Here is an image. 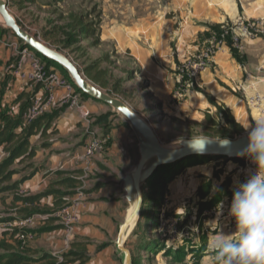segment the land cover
Here are the masks:
<instances>
[{"label":"crops","instance_id":"1","mask_svg":"<svg viewBox=\"0 0 264 264\" xmlns=\"http://www.w3.org/2000/svg\"><path fill=\"white\" fill-rule=\"evenodd\" d=\"M166 5L164 11L153 10L138 18L131 16L130 19H121L117 12L112 19L107 20L105 15L103 18L102 44L114 45L117 54L128 55L140 70L126 84L127 88L138 89V95L146 103L142 107L147 106L149 113L145 115L132 107L133 110L145 118L159 139L163 140V136L177 133L175 124L186 123L204 129L207 126V112L220 122L216 109L209 103V95L218 104L226 106L247 133L248 127L264 118V0H168ZM30 7L34 9L32 5ZM249 23L255 25L252 33L244 31ZM209 25H227L229 40L212 34ZM33 27L39 32L42 26ZM13 35L10 30L0 27V131L18 121L28 124L26 113L34 101L41 99L46 102L49 98L44 88L29 86L10 69L12 65L28 67L20 53L24 43ZM236 38L238 42H235ZM203 51L210 54L209 66L195 75L193 65ZM54 92L52 102L41 116L54 113H58V116L45 136L42 134L44 127L41 126L30 139L32 147L36 149L34 162L42 169L21 186V193L35 196L51 188L53 182L66 179L77 181L75 188L55 186L59 191L71 194L66 197L67 203L63 206H68V202L72 201H69L70 198L77 202L75 208L71 211L68 209L70 215L78 218L75 242L55 216L57 210L51 214L35 215L30 218L31 223L25 224V219L6 221L16 214L6 213L10 211L12 196H5L3 203V194H0V223H6L13 229L8 230L0 225V242L4 240L13 246L19 243L21 248L58 259L73 253L75 255L68 258L69 262L73 261L70 264H79L74 259L81 253L87 257L83 264H122L121 255L113 243L125 218L126 202L123 197L112 194L110 183L99 184L100 179H93L87 186L80 178L86 177L88 172L96 176L99 166L105 168L114 164L119 170L131 155L127 143L137 139L130 127L106 104L89 96L83 97L76 91L78 103L69 106L61 103L67 95L64 89ZM24 94H29L30 98L28 110L21 116L26 100L21 99ZM109 111L113 114L109 121L115 118L120 122L119 127L112 128L109 133V130L96 125L105 131L106 151L96 154L91 158L93 161L85 162L86 145L96 135L93 132L82 134L79 128H94L95 118ZM22 130L19 126L15 132L19 134ZM128 133L133 135V139ZM187 136L178 135L171 140H185L189 138ZM200 138L213 139L208 133ZM6 158L4 147L0 146V163ZM194 162L195 159L190 160L188 167L170 183V191L172 187L175 190L176 196L173 197L185 199L196 195L205 181L211 182V194L203 200L197 198L203 203L215 199L211 204L213 208H221L227 202L228 213L223 216V224L219 223V218L207 222L212 223L213 234L223 225L217 237L236 239L238 232L230 215L233 192L239 183L247 179L254 165L246 157L241 163L227 158H209L193 165ZM16 177L19 176H15L14 180L19 179ZM223 185L221 199L217 193ZM54 202V196H48L36 206L53 210ZM81 242L89 245L78 246Z\"/></svg>","mask_w":264,"mask_h":264},{"label":"rangeland","instance_id":"2","mask_svg":"<svg viewBox=\"0 0 264 264\" xmlns=\"http://www.w3.org/2000/svg\"><path fill=\"white\" fill-rule=\"evenodd\" d=\"M7 1L11 14H13L18 24L20 23L22 25L21 27L25 31L38 37L41 42L46 44L51 49L60 51L63 55L74 62L81 71L86 66H89L99 60V68L107 69L113 76V80L109 81V89L104 91L109 94H114L112 86L115 84L116 80H126L130 73L137 69V66L128 55L117 54L115 52L114 45L112 44H101L98 47H93L91 45V40L83 41L75 39L74 33L77 31V27H74L71 23L70 16H86L85 22H90L94 21L96 19L95 14L100 12L102 13V31L104 15L107 20L114 18L116 12L120 15L121 19H130L131 16L133 18H138L141 15L148 14L153 10L164 11V9L167 8L166 3L168 0ZM30 5H32L34 9H32ZM34 25L42 26L41 29H38L39 32H36L33 27ZM44 32H55L56 35L50 36L47 42V40L43 39ZM224 37L229 38V33L222 35V38ZM73 40L79 41L78 43H75ZM20 48L22 49L24 47ZM32 54L34 55L33 52ZM106 58H108V60ZM59 73L61 76L65 77L60 71ZM118 93L120 96H115L123 100L129 107H134L145 115L149 113L147 106L142 107L146 103H143L144 101L142 100V97L138 95L137 88H127V84L125 85V83H122L119 86ZM97 118L98 117L95 118V122L93 123L94 128L90 130L85 129L83 126L79 128L82 134L93 132L96 135L94 139H98L96 141H98L100 145L99 150H97L93 156H85L87 158L85 162H90L92 160L91 158H93L96 154H101L106 151L107 140H104L103 134L105 128L106 130H109L110 133L112 128H118L120 124V122L115 118H111L103 128L104 130L101 131L100 127L96 126ZM167 125L171 126L170 123ZM174 126L177 133H174L173 136H163V140H160L162 143L168 144L170 141H179L171 140L173 137L178 135H180V137L188 135V139H199L200 136L206 134L205 129H202L199 126H193L186 123L175 124ZM128 135L133 139V135H130L129 133ZM85 136L87 137V135ZM209 136L213 139H221L215 137L212 133ZM90 141L91 140L88 141V144ZM117 144L120 148H122L121 144ZM137 145V140H129L127 148L129 147L131 155L128 156V160H126L125 165L119 170L118 168H115L114 164L105 168L99 166V171L96 173V176L88 172L86 177L80 178L83 185L86 184L88 186L89 182L93 179H100L98 182L99 184L107 185L110 183L111 189L113 190L112 194H114V196L118 195L119 197H124V175L137 165L140 160ZM180 170L181 166L179 164L177 167V173H179ZM158 176L156 179L151 180L148 183L145 182L141 186L143 203L141 207L140 220L133 232L127 237L124 244V247L131 254L132 264H216L214 254L211 249V242L217 238L216 235L219 233L218 230H220L223 225L220 226V228H218L213 234L212 223L207 221L212 220V218H216V220L219 218V223L223 224V222H225L222 221L224 218L223 216L228 213L226 208L227 202L224 203V206L221 208H213L212 205L201 202L200 199L197 198V194H193L185 199L177 198V200L173 197V195H175L173 187L171 189V196V191L169 189L171 182L165 186L166 189L163 188L165 190L158 188V185L161 182V179ZM171 177L172 175L168 176L169 181L173 179H171ZM220 197L222 199V195H220ZM69 201L71 202H68L69 204L67 207L61 206L55 212V216L65 228L68 236L73 237L75 242L74 232L76 223H68V219L71 215H65L66 213H64V211L75 208L77 202L75 203V201L71 198ZM124 205V211H126V208L128 209V204L124 203ZM0 225L2 228L8 230L13 229V227L3 222H1ZM5 234L3 236H5ZM118 235L119 229L115 234V241L113 243L117 250L118 248L116 242L118 240ZM86 245L89 244H85V242L78 244V246L83 247ZM61 258V260L67 262L64 257ZM121 258V263H123V255ZM61 260H59V264H62Z\"/></svg>","mask_w":264,"mask_h":264},{"label":"trees","instance_id":"3","mask_svg":"<svg viewBox=\"0 0 264 264\" xmlns=\"http://www.w3.org/2000/svg\"><path fill=\"white\" fill-rule=\"evenodd\" d=\"M95 15L96 19L90 22H85L86 16H70V20L73 26L77 27V31L74 33L75 39L83 41L91 40V45L93 47H98L102 44V13L97 12ZM20 26L22 25L20 24ZM208 27L213 33H216L218 37L225 33V29L227 30V25H209ZM52 35H56V33L44 32L43 39L47 40L48 42V38H50V36ZM79 40H73V42L78 43ZM29 49L33 51L43 61L47 62L48 66L56 67V69L59 70L65 76V78H67L69 82L72 83L70 77L61 66H59L55 62L45 59L40 54L36 53L33 49ZM106 59L108 60V58ZM98 61L99 60L89 66H86L82 70V72L85 77L92 83H94L103 90H108L110 87L109 81L113 80V76L107 69L99 68ZM139 72L140 70L139 68H137L136 70H133L132 73H130L126 80H116L115 84L112 86V91L114 92V94L112 95L120 96V94L118 93L119 86L122 83L126 84L128 81H132L135 78L136 73ZM73 86L75 87L78 94H81L83 97H88L87 95L79 91L74 84ZM23 98H25L26 100L23 104L21 116H24V114L28 110L27 108L29 105L28 101L30 95L24 94L21 99ZM207 98L211 107L216 109V116L220 118L221 121L216 122V120L207 112V126H205L204 128L206 133L208 132L209 135H211L212 133L215 137L221 139H234L237 136L245 133V129L235 120V117L232 115L231 111L226 108V106H224L223 104H218L217 101L209 95H207ZM57 116L58 113L46 115L43 117L41 116L35 121L26 125L18 121L6 125L0 131V146H3L5 152L7 153V158L0 163V194L4 195L3 203H5L6 200L5 196H12V203L11 207L9 208L10 211L6 213L16 214L15 217L6 219V221L8 222H12L17 219H29L39 214L54 213L61 206L67 203L66 197L71 195L70 193L59 191V189H56L55 186L63 185L66 188H69L70 186L72 188H75L76 184L78 183L75 180L66 179L64 181L53 182L51 188L35 196H25L21 193V186L27 181L31 180L42 169V166L37 165L34 162L36 156V149L32 147L30 139L38 133L41 126L44 127L42 134L43 136H45L46 132L50 128L51 123L53 122V120H55ZM110 116H113V114L109 111L107 114L98 117L97 125L104 128L109 122ZM19 120H21V117ZM19 126H21L23 130L21 133L18 134L15 132V129ZM209 158L220 159L218 157L205 156L188 157L177 163L165 165L159 168L157 172L149 180L146 181V183L156 179V177L160 175L158 177H160L161 182L158 185V188L166 189L165 186H167L168 183L172 182L177 177V175L182 173L188 167L187 164L190 160L195 159V162L193 164L195 165L198 163H203L206 159ZM231 161H236L240 163L242 162V160L238 159ZM179 164L181 166V170L179 173H177V167L179 166ZM17 175L19 176V179L14 180V177ZM170 175H172L171 179H173L169 181L168 176ZM211 191V182L205 181L198 190L197 196L201 200H203L211 194ZM222 191H224V185L217 193V196H220L222 194ZM48 196H54L55 202L53 210H43L36 206V204H38L43 198ZM214 200L215 199H212L211 202H209L208 204L211 205ZM74 255L75 254L73 253L64 255V258L66 259L67 263L69 262L68 258ZM74 260L79 261V264H83L84 262H86L87 257L83 253H81ZM58 261L59 259L55 256L46 253H39L28 248H21L19 243H17V246H13L4 240L0 242V264H58ZM69 263H73V261H70Z\"/></svg>","mask_w":264,"mask_h":264},{"label":"water","instance_id":"4","mask_svg":"<svg viewBox=\"0 0 264 264\" xmlns=\"http://www.w3.org/2000/svg\"><path fill=\"white\" fill-rule=\"evenodd\" d=\"M0 27L10 30L23 43L45 59L61 66L72 83L85 95L109 106L133 131L140 155V160L123 178V199L128 204L124 223L119 228L116 242L119 254L123 255L122 264H132L131 254L124 247L127 237L133 232L140 220L143 196L141 186L149 180L159 168L177 163L193 156L218 157L231 160H243L241 150L247 143V133L234 139H185L164 144L160 141L149 122L135 112L123 100L109 94L90 80L68 57L58 50H53L41 40L25 31L11 14L7 0H0Z\"/></svg>","mask_w":264,"mask_h":264},{"label":"clouds","instance_id":"5","mask_svg":"<svg viewBox=\"0 0 264 264\" xmlns=\"http://www.w3.org/2000/svg\"><path fill=\"white\" fill-rule=\"evenodd\" d=\"M247 129L241 154L254 170L233 192L230 215L238 232L236 239L218 236L211 242L216 264H264V118Z\"/></svg>","mask_w":264,"mask_h":264},{"label":"built area","instance_id":"6","mask_svg":"<svg viewBox=\"0 0 264 264\" xmlns=\"http://www.w3.org/2000/svg\"><path fill=\"white\" fill-rule=\"evenodd\" d=\"M242 25V24H241ZM244 26V25H243ZM255 30V25L249 23L244 27L246 33H252ZM229 33V30H226L224 34ZM223 34V35H224ZM222 36V35H221ZM235 42H238V39H235ZM29 48H24L20 51L22 54V59L26 60L28 67L22 65H12L10 69L13 73L22 78L27 82L29 86H39L46 90V94L49 97L46 102H43L41 99L35 100L33 106L26 113L27 123L35 121L42 114L45 113L47 106L52 102L54 97V91L57 89H64L66 92L65 98L61 101L62 104H68L69 106H75L78 103L79 95L76 93L75 87L69 80L60 75L59 71L54 67L48 66L47 62L39 58L35 53L32 54V51ZM209 57L210 54L208 51H203L198 56L197 62L193 65V74H200L201 71L206 69L209 66ZM259 97L257 98V100ZM98 139H92L86 147L85 155L86 157H91L99 150ZM22 195H25L22 193ZM65 215H69L68 210H65ZM78 218L76 215H71L68 219V223L75 224L77 223ZM26 223H31V219H25ZM62 259V258H61ZM59 259V260H61ZM62 264H70L63 260ZM60 262L58 261V264Z\"/></svg>","mask_w":264,"mask_h":264}]
</instances>
